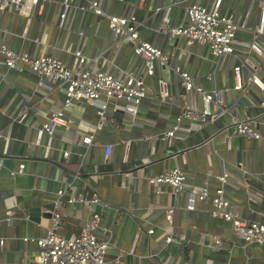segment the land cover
Masks as SVG:
<instances>
[{
  "label": "crops",
  "instance_id": "obj_1",
  "mask_svg": "<svg viewBox=\"0 0 264 264\" xmlns=\"http://www.w3.org/2000/svg\"><path fill=\"white\" fill-rule=\"evenodd\" d=\"M60 1H43L29 18L6 8L0 13V43L32 56L52 54L68 67L77 65L74 54L65 49L68 44L90 57L95 68L116 75L141 67L131 43L115 38L104 16L77 10L76 5L85 0H74L64 25L58 26ZM194 1L211 6L214 0H99L108 14H134L139 38L170 56L168 65L157 66L154 75L145 77L147 95L134 115L125 110L129 103L124 99L108 102L103 123L97 106L86 100L64 108V91L57 82L39 85V77L26 65L8 68L0 55V264H32L37 245L24 238L44 236L50 218L39 216L36 222L29 219L28 211L33 207L50 210L57 198L61 201L57 208L62 217L61 236L79 234L91 211L100 214L96 233L107 243L103 264H264V246L244 242L231 222L211 214V202L196 201L191 210L185 207L192 187L207 184L213 193L221 186L217 176L226 172L224 194L233 213L264 224V90L249 81L253 71L249 62L259 66L264 61V33L256 38L262 54L249 48L264 0H222L221 13H233L237 20L247 16L248 28L236 33L233 52L220 57L198 44L183 53L182 37L159 30V5L171 4L168 23L176 26L187 21L185 9ZM236 65L241 66L242 75V87L237 90L233 89ZM176 67L188 71L203 90H219L222 104L210 103L216 115L199 131L178 129L167 139L163 133L175 124L183 104L201 108L200 95L185 92ZM256 72L264 85V73ZM160 80L167 92L163 98ZM60 109H64V124H49L50 146L46 145L47 134L36 143L37 129ZM21 114L25 117L18 122ZM245 116L252 118L259 138L236 135L230 128L225 132L232 120ZM97 124L101 129L94 131ZM87 132L93 133L91 143L77 144ZM106 144L113 146L107 159ZM64 150L69 151L66 157ZM174 166L186 172L184 188L174 194L163 184L156 193L147 178ZM68 182L72 189L66 187L58 196L57 191ZM93 192L102 204L88 207L67 201L80 193L89 199ZM169 208L173 240L166 243L165 212ZM149 229L153 232L148 233ZM215 237L222 240L221 245H215Z\"/></svg>",
  "mask_w": 264,
  "mask_h": 264
},
{
  "label": "built area",
  "instance_id": "obj_2",
  "mask_svg": "<svg viewBox=\"0 0 264 264\" xmlns=\"http://www.w3.org/2000/svg\"><path fill=\"white\" fill-rule=\"evenodd\" d=\"M46 0H0V13L6 8L11 7L15 12L30 17L36 6H41ZM84 4H77L76 8L80 11L89 10L96 16H104L107 20V26L111 34L118 39H126L132 45L133 54L140 58L141 67L137 70H123L120 75H116L110 70L99 69L94 67L93 60L86 56L80 49H75L71 44L66 46L67 52H72L76 58L77 65L75 67L66 66L59 58L52 54H43L32 56L27 51H15L8 44L0 43V55L3 62L8 68H21L26 65L29 70L34 72L38 77V84L47 86V82H57L64 91V108L70 106L73 102L86 100L90 104L97 106V115L100 122H106V110L110 100H126L129 105L125 106V110L130 114H136V106L140 104L147 95V87L145 77L154 75L157 66H165L169 63L170 56L159 47L148 41L141 40L138 34L139 22L132 13L125 15L108 14L100 5L99 0H85ZM124 2L125 0H119ZM145 1V0H140ZM74 0H61V11L59 13L58 26L65 23L68 11L71 9ZM222 0H214L211 6H205L197 1L190 3L185 9L187 21L185 23L170 26L168 23V13L170 5L161 4L156 11L162 12V24L160 31L170 36H180L183 38L185 48L195 44L206 46L208 51L214 57H220L230 54L234 50V40L239 30L247 29V16L242 20H237L233 13L223 14L220 11ZM264 33V6L260 8V24L255 29L254 38L249 48L258 54H262V46L256 40L259 34ZM34 41H38L34 38ZM253 68L249 81L256 84L264 90V85L260 82L256 70L264 73V61L259 66L249 62ZM179 75L180 84L186 93L196 92L200 95L201 108L197 109L190 103L181 106L176 118L175 124L171 129L164 131L163 138H171L178 129L185 132L199 131L208 121L213 120L215 113L211 111L210 103L215 102L220 107L222 100L219 98V90H203L201 86L196 84L186 70L179 67L175 68ZM235 84L233 89L237 90L242 87L241 66H234ZM162 87L160 96L163 98L167 92L165 91V82L160 80ZM228 88H225L227 90ZM25 114L18 117L21 122ZM64 109H60L52 113L46 122H43L36 131V143L40 144L44 134H47L46 145L50 146L51 131L49 124L51 122L64 124ZM185 123L186 125H182ZM252 118L245 116L244 118L234 119L228 124L226 129L230 128L236 135H242L249 138H259L260 133L252 127ZM101 129V124H97L95 130ZM93 133L87 132L77 144H90ZM126 149L129 148V140L125 142ZM112 144L105 145V158H109L112 153ZM69 151L64 150L63 156H68ZM1 164V163H0ZM24 164L18 165L20 172ZM227 174L224 172L217 176L221 186L210 193L209 187L206 185L200 188L192 187L187 192L186 208L193 209L196 201H209L214 206L211 214L231 222L235 233L244 240V242H256L264 246V224L257 221H247L237 217L230 208L229 200L225 197L223 184L226 182ZM186 181V172L179 166H174L170 170L163 172L157 176L148 177V184L156 188V193H160V186L166 184L170 187L174 194L179 193L184 188ZM264 182V178H263ZM72 189L73 184L68 182L57 191L58 196L65 192V188ZM68 202H81L87 204H102L98 194L93 192L89 199L80 193L78 195H70ZM61 201L57 198L54 201L50 217V227L46 234L31 239L37 245V251L31 256L32 264H103L104 255L107 249L106 241L98 238L97 230L101 220V216L97 212L91 211L90 220L79 232L72 237L61 236L58 232L62 227V217L58 212ZM104 205V204H103ZM165 218L168 224V233L165 235V242L169 243L173 240V219L172 209H167ZM148 233L153 230L149 229ZM215 245H221L222 240L219 237L214 238Z\"/></svg>",
  "mask_w": 264,
  "mask_h": 264
},
{
  "label": "water",
  "instance_id": "obj_3",
  "mask_svg": "<svg viewBox=\"0 0 264 264\" xmlns=\"http://www.w3.org/2000/svg\"><path fill=\"white\" fill-rule=\"evenodd\" d=\"M164 70V69H163ZM119 112H114V115H118ZM120 115V113H119ZM240 159V151H237V161ZM28 216L30 220L38 221L39 216L42 218H50L51 217V211L49 209L47 210H41L40 207H33L28 211Z\"/></svg>",
  "mask_w": 264,
  "mask_h": 264
}]
</instances>
